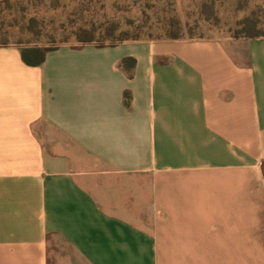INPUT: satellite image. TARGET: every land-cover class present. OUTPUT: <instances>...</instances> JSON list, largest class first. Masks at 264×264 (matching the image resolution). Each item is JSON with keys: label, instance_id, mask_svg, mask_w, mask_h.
<instances>
[{"label": "crops", "instance_id": "1", "mask_svg": "<svg viewBox=\"0 0 264 264\" xmlns=\"http://www.w3.org/2000/svg\"><path fill=\"white\" fill-rule=\"evenodd\" d=\"M75 261L264 264V38L0 47V264Z\"/></svg>", "mask_w": 264, "mask_h": 264}, {"label": "trees", "instance_id": "2", "mask_svg": "<svg viewBox=\"0 0 264 264\" xmlns=\"http://www.w3.org/2000/svg\"><path fill=\"white\" fill-rule=\"evenodd\" d=\"M131 1L139 5L144 19L132 31H128L119 28V23L105 18V0H0V14L4 13L9 18L8 21L2 19L0 23V47L18 46L22 60L27 65L38 66L44 62L48 52L70 41L77 43V46L94 44L102 47L128 40L189 37L187 24H183L176 15L168 14L177 0ZM214 1L209 0V3L214 6ZM260 8L238 23L234 38H264ZM147 10L158 13L155 20L158 30L155 32L152 27L146 29L150 21ZM5 24L7 28H4ZM126 24L133 26L134 21L128 20ZM9 27L18 28L20 34L27 38L11 41L16 35L9 31ZM127 61L134 63V59L128 57L122 60V65ZM124 97L128 102L129 93L125 92Z\"/></svg>", "mask_w": 264, "mask_h": 264}, {"label": "rangeland", "instance_id": "3", "mask_svg": "<svg viewBox=\"0 0 264 264\" xmlns=\"http://www.w3.org/2000/svg\"><path fill=\"white\" fill-rule=\"evenodd\" d=\"M214 3L212 6L209 0H177L172 10H168V14L176 15L183 24H187L189 27L188 36L191 38L210 36L234 38L235 32L239 28L238 23L260 7L259 13L261 19L264 20V0H215ZM104 10L107 20L119 23V28L128 31H132L135 25L144 19L139 5H134L131 0H105ZM147 13L150 15V21L147 23L146 29L152 27V31L155 32L158 30L155 23L158 13L154 10H147ZM2 19L9 20L4 16V13L0 14V23ZM128 20L134 21V25L126 24ZM4 28H7L6 24ZM8 29L16 35L11 41L27 38V36L20 34L18 28L9 27ZM68 44L77 46L74 41H70ZM240 51L241 49H238V52ZM75 262L77 264V261Z\"/></svg>", "mask_w": 264, "mask_h": 264}]
</instances>
